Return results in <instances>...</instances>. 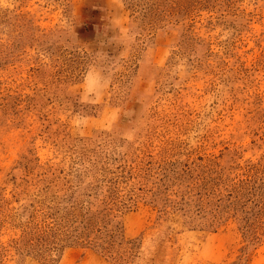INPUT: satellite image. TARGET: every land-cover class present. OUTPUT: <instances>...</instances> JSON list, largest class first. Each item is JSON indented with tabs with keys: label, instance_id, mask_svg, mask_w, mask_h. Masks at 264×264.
Masks as SVG:
<instances>
[{
	"label": "rangeland",
	"instance_id": "1",
	"mask_svg": "<svg viewBox=\"0 0 264 264\" xmlns=\"http://www.w3.org/2000/svg\"><path fill=\"white\" fill-rule=\"evenodd\" d=\"M0 264H264V0H0Z\"/></svg>",
	"mask_w": 264,
	"mask_h": 264
},
{
	"label": "trees",
	"instance_id": "2",
	"mask_svg": "<svg viewBox=\"0 0 264 264\" xmlns=\"http://www.w3.org/2000/svg\"><path fill=\"white\" fill-rule=\"evenodd\" d=\"M77 219V218H75ZM81 223H79L81 226H83V231L81 232H76L75 227L70 226L71 223H66L69 224L66 228L67 231H64L62 233H60V235H56L58 233L54 232L52 233L51 231H53V229L51 231H49V229L47 230H41L38 229V233H37V241L41 240L43 241L45 237H50L51 235L54 234V236H61V238H64V240H68V242H78L79 239H84V241L88 244H94L96 243L95 240H97L98 238H92L91 235L95 234L94 233V223L92 219H88L85 218L84 216L81 215ZM74 224V223H72ZM74 229V231H73ZM96 233H100V230H95ZM78 234V235H77Z\"/></svg>",
	"mask_w": 264,
	"mask_h": 264
}]
</instances>
